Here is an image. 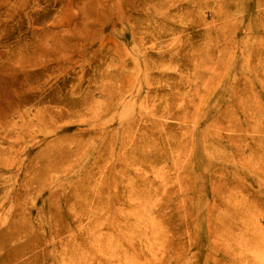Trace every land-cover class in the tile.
Wrapping results in <instances>:
<instances>
[{
	"label": "rangeland",
	"instance_id": "rangeland-1",
	"mask_svg": "<svg viewBox=\"0 0 264 264\" xmlns=\"http://www.w3.org/2000/svg\"><path fill=\"white\" fill-rule=\"evenodd\" d=\"M0 264H264V0H0Z\"/></svg>",
	"mask_w": 264,
	"mask_h": 264
}]
</instances>
